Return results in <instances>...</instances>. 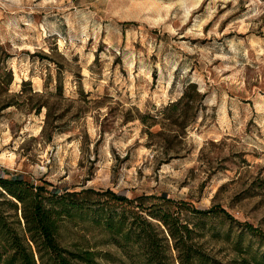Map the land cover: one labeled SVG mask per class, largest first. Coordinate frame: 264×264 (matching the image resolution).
Segmentation results:
<instances>
[{
    "label": "rangeland",
    "instance_id": "374dc122",
    "mask_svg": "<svg viewBox=\"0 0 264 264\" xmlns=\"http://www.w3.org/2000/svg\"><path fill=\"white\" fill-rule=\"evenodd\" d=\"M188 83L184 127L164 107ZM0 174L219 204L231 236L207 249L256 264L264 241L234 242L264 230V0H0Z\"/></svg>",
    "mask_w": 264,
    "mask_h": 264
},
{
    "label": "trees",
    "instance_id": "16d2710c",
    "mask_svg": "<svg viewBox=\"0 0 264 264\" xmlns=\"http://www.w3.org/2000/svg\"><path fill=\"white\" fill-rule=\"evenodd\" d=\"M7 57L4 53L3 60ZM11 81L8 71L5 89ZM189 88L196 84L188 83L180 97L164 107L173 122L182 117L179 126L184 127L193 108ZM89 193L100 197L90 198ZM234 220L219 204L203 208L165 194L129 197L109 189L58 190L48 181L0 174V264H233L208 250L206 241L230 239V230L222 231L221 225L232 228ZM68 221L91 228L99 239L65 241L63 228ZM236 223L244 227L236 235V250L244 232L264 241L261 228L246 221ZM103 244L118 255L101 249ZM253 259L264 264V256ZM246 262L242 259L239 264Z\"/></svg>",
    "mask_w": 264,
    "mask_h": 264
}]
</instances>
